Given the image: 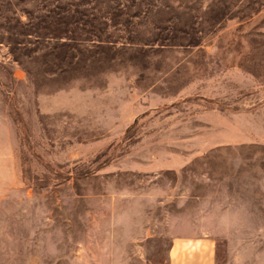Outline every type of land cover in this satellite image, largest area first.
Segmentation results:
<instances>
[{
	"label": "rangeland",
	"instance_id": "1",
	"mask_svg": "<svg viewBox=\"0 0 264 264\" xmlns=\"http://www.w3.org/2000/svg\"><path fill=\"white\" fill-rule=\"evenodd\" d=\"M170 224L264 258V0H0V264H165Z\"/></svg>",
	"mask_w": 264,
	"mask_h": 264
},
{
	"label": "crops",
	"instance_id": "2",
	"mask_svg": "<svg viewBox=\"0 0 264 264\" xmlns=\"http://www.w3.org/2000/svg\"><path fill=\"white\" fill-rule=\"evenodd\" d=\"M181 227L170 224L172 232L165 264H217V237L203 230L198 233L175 231ZM226 243L229 245L230 241L227 239ZM263 261L260 253L227 252L224 257V264H260Z\"/></svg>",
	"mask_w": 264,
	"mask_h": 264
},
{
	"label": "trees",
	"instance_id": "3",
	"mask_svg": "<svg viewBox=\"0 0 264 264\" xmlns=\"http://www.w3.org/2000/svg\"><path fill=\"white\" fill-rule=\"evenodd\" d=\"M61 14L60 12L57 13L58 16H54L51 14V12H54V10H48L47 14H50V19H48V21H51V26H49V37H53V38H61L62 35H64V33H66L68 31V25L70 24V22H72V17L76 18L73 14V12H76V10H71V9H66L64 7H61ZM65 12L64 15L67 14V16H61L63 13ZM56 15V13H55ZM94 36L96 38H91L89 39V41H91L92 43L101 45V44H110V40L107 39H103L102 37H100L99 35L94 34ZM66 38L68 39H76L73 36H66ZM84 41H87V39H82ZM193 43V42H190Z\"/></svg>",
	"mask_w": 264,
	"mask_h": 264
}]
</instances>
